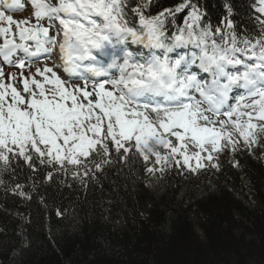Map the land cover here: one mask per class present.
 I'll return each mask as SVG.
<instances>
[{
	"label": "snow or ice",
	"instance_id": "snow-or-ice-1",
	"mask_svg": "<svg viewBox=\"0 0 264 264\" xmlns=\"http://www.w3.org/2000/svg\"><path fill=\"white\" fill-rule=\"evenodd\" d=\"M30 7L14 19L25 4L0 0V212L19 221L18 244L0 228V246L13 257L29 246L21 208L70 214L49 189L86 193L109 174L153 188L264 145V0H224L219 15L206 0Z\"/></svg>",
	"mask_w": 264,
	"mask_h": 264
},
{
	"label": "trees",
	"instance_id": "trees-1",
	"mask_svg": "<svg viewBox=\"0 0 264 264\" xmlns=\"http://www.w3.org/2000/svg\"><path fill=\"white\" fill-rule=\"evenodd\" d=\"M177 2L160 0L166 7ZM223 2L206 0L217 15ZM233 2L240 6L244 0ZM261 155L264 145L252 154L237 153L234 168L225 154L220 172L171 174L153 188L140 178L109 174L103 188L86 193L49 189L50 200L69 207L70 214L58 220L35 201L21 208L30 213L29 246L15 257L10 246H0V264H264ZM7 206L15 208L11 201ZM18 223L0 212V228H6L10 244H18Z\"/></svg>",
	"mask_w": 264,
	"mask_h": 264
},
{
	"label": "rangeland",
	"instance_id": "rangeland-1",
	"mask_svg": "<svg viewBox=\"0 0 264 264\" xmlns=\"http://www.w3.org/2000/svg\"><path fill=\"white\" fill-rule=\"evenodd\" d=\"M27 8H28V6H25V8L23 10H21L22 13L21 14H17L18 16H15L14 19H20L21 16L24 15V14L25 15H29L28 12H27ZM30 14H31V12H30ZM8 71H10V70H8ZM13 72H19V71L13 70ZM27 74H28L27 71H25V75H27ZM17 86L18 87H22L21 85H17ZM147 210H148V204L146 203V204L143 205V207H141V214H142L143 217L146 216Z\"/></svg>",
	"mask_w": 264,
	"mask_h": 264
}]
</instances>
